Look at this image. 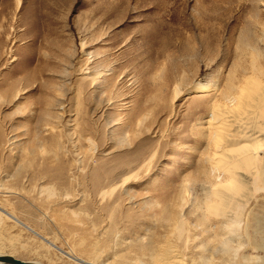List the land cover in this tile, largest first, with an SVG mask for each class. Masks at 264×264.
I'll use <instances>...</instances> for the list:
<instances>
[{
	"label": "rangeland",
	"instance_id": "1",
	"mask_svg": "<svg viewBox=\"0 0 264 264\" xmlns=\"http://www.w3.org/2000/svg\"><path fill=\"white\" fill-rule=\"evenodd\" d=\"M254 61L264 0H0V255L75 264L9 213L89 264L165 248L169 264H264V189L244 171L243 196L205 213L226 176L203 127L215 109L235 122Z\"/></svg>",
	"mask_w": 264,
	"mask_h": 264
},
{
	"label": "bare ground",
	"instance_id": "2",
	"mask_svg": "<svg viewBox=\"0 0 264 264\" xmlns=\"http://www.w3.org/2000/svg\"><path fill=\"white\" fill-rule=\"evenodd\" d=\"M253 69L256 72L258 71V75H257L256 72H254L252 75H250L249 77L245 78L244 81L242 80L243 78L241 79L243 82L239 85V88H238L239 97H238V100H237V102L239 101V105L240 106H238L239 108L237 107L238 109H236V111H234V113H233V111H231V114L233 113V115H231V116H234L235 120H232L230 118L231 121H235L236 122V123L234 122L235 126H237L238 128H239V126H241V128H239V129H242V125L243 126H247L246 127V128H248L247 130L250 129L251 130V134H247V135H245V137H243L241 135L242 133L241 134L239 133L240 135H238V136H240V137L242 136L243 138H240V137L237 138L234 135L232 137L231 135L235 134V133L230 134V132H228V130H227L228 129L227 125H229V123H227L229 119L228 118H227L228 120L226 119V114L227 113H226V111L221 112V110H220L221 113L219 111L216 113L215 111L218 110V109L213 110V114L210 112L212 114V117L205 122V126L203 127L204 131H207V133H209L208 135H209V137H210V139L212 140V143H213L212 146H214L216 148L215 153L213 154V156L212 157H211V155L209 156V157H211L212 169H213V171L216 170L218 173L219 172L220 173L223 172L225 174V176H226V179H225L224 183H222L220 185L218 184L219 186H216V188L212 189L213 190V192H212L213 200L216 203H214V204H212V203L208 204L207 203L206 209H205L206 210L205 213L210 215V216L211 215L222 216L221 211L224 212L225 211L224 209H226L230 205V200L228 199V196L230 194H236L235 197H239V195L243 196V193L245 192L244 190L246 188H248L246 186V183L249 180H251V182L255 186L254 188L252 187L253 189H256V190L264 189V170H263V168H264L263 167V159H264L263 158L264 157V84H263V82L260 81L261 80L260 79L261 78L260 74H263V76H264V69L263 68H257V66L255 64V61L253 62ZM87 77L88 76H86V78ZM232 78H233V76H232ZM92 79H94V82H95V79H97V78H92ZM230 83L232 85L231 81H230ZM230 83H229V85H230ZM231 85L229 86L230 87L229 91H232V90L235 89V87L234 86L231 87ZM213 90L214 89L211 90L208 86L202 84L201 82L196 83L194 85V87H193V92H197V93L200 92V91L201 92H210V91H213ZM220 93H222V92H220ZM177 95H179V93ZM227 95H228V93H227ZM228 114L230 116V113H228ZM234 123L230 122V125H229L230 129L229 130H231V128L233 127ZM234 127H233V129H234ZM243 128H245V127H243ZM236 131L239 132V130H236ZM208 163L209 162H207V164ZM210 171H211V169H210ZM243 171L245 172V175L248 176L247 179L250 178L249 180L245 181L246 176L245 177H241L240 176V173H243ZM212 175H210V176H212ZM222 176H223V174H222ZM249 185H250V183H249ZM250 187H251V185H250ZM235 197L233 199H235ZM238 203L239 202L237 201V204H236V201H235V204H236L237 208H239V206H241ZM240 209L242 210V207ZM0 212H3L1 208H0ZM220 213H221V215H219ZM3 214H6L9 218L15 220L20 225H23L25 227V229L28 230L29 232H31L32 234H34V235L36 234L41 239L45 240L49 244V247H51L53 250H56L57 252H59L62 257L66 258V259H68V260H70L72 262H75V264L77 262L82 263V264H89V263L84 262L83 260H81L79 257L75 256V254L72 255V254L65 253L56 244L47 241V238L43 237L38 232H36L34 229L28 227L27 225H25L24 223H22L21 221H19L18 219H16L12 215H10L9 213H3ZM203 215H204V212H203ZM202 217H204V216H202ZM213 218H210V219H213ZM207 219L210 221V219L208 217H207ZM182 221H180V222H182ZM203 221H202V224H204V222H206V221H204V222ZM207 223H208V221H207ZM206 224H204V225H206ZM204 229H206V228H204ZM207 229H208V227H207ZM178 231L180 232L179 229H178ZM232 234H234V233L232 232ZM158 250H155L152 253L151 257H150V259L152 258V262L155 263V264H157V263L158 264H169L171 262V260L173 258H175V255H173L174 251L172 252V251H170L169 249H166V248L163 249V250H159V251ZM0 256H4V255H0ZM9 256H12V255H9ZM147 258H149V257H147ZM137 261H138V263L133 262V264H143V263L139 262V260H137ZM130 262L132 263V261H130ZM207 262H208V260H207ZM92 264H93V262H92ZM95 264H111V263L103 262V263H95ZM210 264H212V262H210Z\"/></svg>",
	"mask_w": 264,
	"mask_h": 264
},
{
	"label": "water",
	"instance_id": "3",
	"mask_svg": "<svg viewBox=\"0 0 264 264\" xmlns=\"http://www.w3.org/2000/svg\"><path fill=\"white\" fill-rule=\"evenodd\" d=\"M0 264H36V263L20 260L13 256L4 255V256H0Z\"/></svg>",
	"mask_w": 264,
	"mask_h": 264
}]
</instances>
